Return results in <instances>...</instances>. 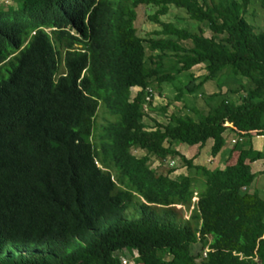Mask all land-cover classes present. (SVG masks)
<instances>
[{
  "label": "trees",
  "instance_id": "16d2710c",
  "mask_svg": "<svg viewBox=\"0 0 264 264\" xmlns=\"http://www.w3.org/2000/svg\"><path fill=\"white\" fill-rule=\"evenodd\" d=\"M254 5L264 11V0L0 6V264H121L120 255L137 264H264V199L251 172L264 160L251 142L264 135V23L256 29L246 17ZM139 6L155 9L147 19L160 28L156 38L138 36ZM170 7L193 27L163 21ZM200 65L205 75L195 77ZM207 83L215 89L204 97ZM155 90L170 94L154 108L161 115L172 101L181 107L148 126ZM100 102L116 120L103 129L99 159L114 165L119 183L95 163ZM225 120L245 133H236L223 169L194 165L175 149L211 140L215 157ZM167 158L201 178L156 175L149 162ZM195 193L189 218H177L175 206L189 209ZM130 206L139 218L125 217Z\"/></svg>",
  "mask_w": 264,
  "mask_h": 264
},
{
  "label": "rangeland",
  "instance_id": "374dc122",
  "mask_svg": "<svg viewBox=\"0 0 264 264\" xmlns=\"http://www.w3.org/2000/svg\"><path fill=\"white\" fill-rule=\"evenodd\" d=\"M8 2H9L8 5H12V7H15V6H17L18 0H8ZM104 2H105V4H109L110 6H115V5L119 4V0H104ZM8 5L4 4L2 2V0H0V6H8ZM112 8L115 9V7H112ZM154 12H155V9L152 7L139 6L136 9L137 18H136L134 25L137 29L138 36L141 37L142 39L146 40L148 38H156V37H154L155 32H158L160 30L158 25H155V24L149 22L147 19L148 15L153 14ZM246 17H247V20L249 21V23L252 24L256 29L263 26L264 11L258 5H254V6L250 7L249 12H248ZM161 19L163 21H166L167 23L171 22V23L176 24L177 26L187 27V29H190L191 27H193L191 22H189L188 18L186 17V15L182 11H180L174 7H170L168 14ZM256 29H255V31H256ZM204 31H205L204 35L206 37L211 36V33L209 31H207V30H204ZM46 32L49 33V30H46ZM52 38H53V36H52ZM182 44H184L185 47H189L191 45L190 41H182ZM145 46L148 47L147 44H145ZM75 48H80V47L75 46ZM147 51H149L148 48H147ZM63 55H64L63 51H60L61 64L59 65L58 75L64 72V67H63V63H62L63 62ZM165 64H169V63H165ZM191 72L194 74L195 77L205 75V71L203 70L202 65L193 67L191 69ZM242 83H244V82L242 81ZM212 84L213 83H210V84L207 83L203 87L204 91H205L204 97L207 94H209V93L211 94L212 92H214L215 87L213 88ZM223 89L225 90V88H223ZM152 90H153V88H152ZM136 91H137L136 88H133L131 90L132 96L135 94ZM165 95L166 96L164 98L162 96H159V94L156 90L154 91V100H153V105H152L153 107L150 110L147 109L146 110L147 115H145V121L144 122L148 126L153 125V120H156L160 123H165L167 121V117L172 112L179 111L181 104L179 102H174V101H172V104H170L168 106L165 115H161L158 110L154 109V108H160L161 106H164L165 103L169 100V99H167V97L170 95L169 92H165ZM238 104H239V102L236 103L233 106V108ZM203 105H204L203 102L201 100H199L197 102L196 107L201 108V107H203ZM188 114L191 115L192 117H194L191 112H188ZM115 120H116V118L109 113L105 104L103 102H100L98 109H97L95 115L93 116V130H92L91 144L93 146V150H94L95 154L98 155V161H99L98 167L101 168V166L102 167L104 166L106 169H103V170L109 172L111 174L113 180L116 183H119L118 181H116L117 176H119V172L114 167V165L112 163H108L106 165L102 162L103 159L101 161L99 159L101 156V146L105 142L103 129H104V127L107 126L108 123L113 122ZM224 136H228L227 138L230 141L231 140L230 138L234 135H233L232 131H227L224 133ZM179 147H181V148H179L180 151H184V154L186 157H192L193 153L196 152L198 146L195 145L192 148L186 149V146L181 144V145H179ZM207 149H208V147L206 146V147L202 148L201 151H205ZM130 153L135 157H141L144 155V152L142 150H138V149H135V150L131 149ZM261 161H262V163H260L257 166L255 165V168L257 170L260 168H262V170H261V173L256 175V178L258 180L256 179L257 183H255L253 187L258 192L259 197L264 199V160H261ZM212 162L211 161L208 162L207 166L209 168L213 167ZM149 167L155 171L156 175H166L169 179H172V180L176 179L180 175H188V174L198 175L197 178H201V175L195 174L194 170H192V169L189 170L185 166L181 165V163L178 159L167 158L162 163L158 162L155 159H151V161L149 162ZM255 168L253 167V170H255ZM200 185H201V181L198 180L197 184H196V188H195L196 192L201 189ZM121 188L124 189L125 186L122 185ZM140 201L144 202L143 199H141V198H140ZM196 202H197V195L195 193L191 198V206L189 209L182 207V206H179V205L175 206L176 217L182 218V220H187L190 216V211L192 210V207H194V204ZM139 216H140L139 211H137V209L135 211H133L132 206H130L125 212V217L127 219L139 218ZM94 235L95 234H93L91 232V234H89L88 236H94ZM119 258H120V260L125 258L127 260V264H137L134 261V259L130 258L129 256L125 257L124 255H120Z\"/></svg>",
  "mask_w": 264,
  "mask_h": 264
},
{
  "label": "crops",
  "instance_id": "0c3cea01",
  "mask_svg": "<svg viewBox=\"0 0 264 264\" xmlns=\"http://www.w3.org/2000/svg\"><path fill=\"white\" fill-rule=\"evenodd\" d=\"M223 137L225 139V145L222 147L220 152L215 157H211V155H210V148L212 146V141L211 140H209L203 147H199V145H196L198 147H197L196 152L193 153L192 157H186L185 154H184V151H180L179 148H181V147H179V145L176 147V150L181 155H183L186 159H191L193 161L194 165L202 166V167H204L206 169H214V168L223 169L226 165H228L231 162V159L234 156V153L232 152V147L233 146H231L230 141L227 138L228 136H224L223 135ZM251 142H252V147H253L254 150L259 151V152H264V135L263 136H257V137L255 136V137H253ZM185 146H186V149L194 147V146L189 147L187 145H185ZM206 146L208 147V149L205 150V151H201L202 148H204ZM210 161L211 162L213 161L212 162L213 163V167L212 168H209L207 166L208 162H210ZM260 163H262L261 160L260 161H255L251 165V172L252 173H254L256 175L261 173L262 168H260L258 170L255 168V165L257 166ZM253 167L255 168L256 171L253 170ZM256 179L257 178H255L252 186H254V184L257 183Z\"/></svg>",
  "mask_w": 264,
  "mask_h": 264
},
{
  "label": "built area",
  "instance_id": "2783aa9c",
  "mask_svg": "<svg viewBox=\"0 0 264 264\" xmlns=\"http://www.w3.org/2000/svg\"><path fill=\"white\" fill-rule=\"evenodd\" d=\"M223 126L224 128L227 129V131H230L232 130L233 132V137L231 138L230 140V144L231 146H233L238 140H240L239 136L236 135V133H239V134H244L245 131L241 128L240 125L237 126V128L235 127L236 125L228 120H225V122L223 123ZM226 131V132H227ZM250 133H253V134H257V132H260V130L258 129H252L249 131ZM257 137V136H256ZM172 164V163H171ZM135 255V254H134ZM121 258V257H120ZM121 264H127V260L124 258V259H121L120 260Z\"/></svg>",
  "mask_w": 264,
  "mask_h": 264
},
{
  "label": "clouds",
  "instance_id": "9594fccd",
  "mask_svg": "<svg viewBox=\"0 0 264 264\" xmlns=\"http://www.w3.org/2000/svg\"><path fill=\"white\" fill-rule=\"evenodd\" d=\"M2 2L4 3V4H6V5H8L9 4V2H8V0H2ZM8 6H12V5H8ZM17 6H15V7H13V8H16ZM46 30H49V33H50V31H51V29H44V31L46 32ZM48 33V32H47ZM48 33V34H49ZM79 46V45H78ZM80 47V46H79ZM95 163H96V165L98 166V162H96L95 161ZM100 168V167H99ZM102 170H103V168H102ZM103 171H105V170H103ZM113 179V178H112ZM115 182V181H114Z\"/></svg>",
  "mask_w": 264,
  "mask_h": 264
}]
</instances>
